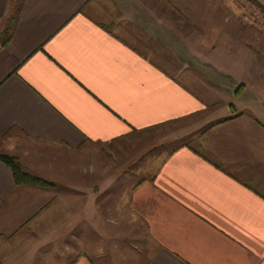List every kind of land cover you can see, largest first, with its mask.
<instances>
[{"label": "crops", "instance_id": "0c3cea01", "mask_svg": "<svg viewBox=\"0 0 264 264\" xmlns=\"http://www.w3.org/2000/svg\"><path fill=\"white\" fill-rule=\"evenodd\" d=\"M216 1L0 0V155L53 185L0 161V264H264V46ZM186 122L195 144L116 169Z\"/></svg>", "mask_w": 264, "mask_h": 264}, {"label": "rangeland", "instance_id": "374dc122", "mask_svg": "<svg viewBox=\"0 0 264 264\" xmlns=\"http://www.w3.org/2000/svg\"><path fill=\"white\" fill-rule=\"evenodd\" d=\"M222 2H225V0H217L215 5H211L210 9L212 10L210 11L245 14L247 17V21H246L247 26L245 27L246 29L245 31H247V34H249L250 32L249 26H251L252 28L250 30H252L251 34L254 45L262 44V46H264V8H262L260 5L256 4L251 0H230V5H224V3ZM205 8L208 9L207 7ZM219 8H222V10H219ZM228 22L233 23L234 21L227 20V24ZM189 23L192 24L193 22H189ZM223 23L226 24V22L224 21ZM189 38L195 39L194 34L193 33L190 34ZM138 40L139 38L133 37L132 39H130V42L134 43L133 45L135 47L137 46L140 49L145 50L150 55H153L152 57L154 59L153 58L152 59L154 61H157L164 68L169 69L174 73H176L177 70L174 67L175 63L173 62V60L171 59L163 60L165 59L164 54L159 53L158 51H156L157 53H154L156 49L152 44H150L147 40L144 39H141L140 41ZM148 49H151L150 51L152 53L149 52ZM243 90H244L243 85L238 86L236 91H239V95L236 96L237 97L240 96ZM235 112H236V108H235ZM190 125H191L190 122H186L184 126L182 124H173V125L157 128L156 130H153L145 135H138L136 137V142L134 144L129 146L124 145V148L121 151L116 150L115 153H117L118 156H115V158L117 160H121L118 161L120 163L125 160V164H126V165L125 164L121 165L119 163L117 164V160L114 159L113 162L116 165V169L124 166V169L126 170L125 172L128 171L130 173L132 172L137 173L139 169L147 168L149 163L153 162V160L162 159L164 155L168 151H170V149H172V147L178 145L179 146L184 145L186 143L193 144L195 142V139L193 137L180 136V132L185 130L188 126L190 127ZM117 157L120 158L118 159ZM128 157L130 158V160H126ZM111 217L115 218L114 215H112ZM114 218H110L113 224H115Z\"/></svg>", "mask_w": 264, "mask_h": 264}, {"label": "trees", "instance_id": "16d2710c", "mask_svg": "<svg viewBox=\"0 0 264 264\" xmlns=\"http://www.w3.org/2000/svg\"><path fill=\"white\" fill-rule=\"evenodd\" d=\"M13 21L14 19L11 21V24L13 23ZM236 95H239V91H236ZM231 109L234 110V113H235L234 106H231ZM0 161L11 169L17 185L38 187V188L53 187L52 184L44 180H41L39 178L33 177L30 174L24 172L19 162L12 157L0 155Z\"/></svg>", "mask_w": 264, "mask_h": 264}]
</instances>
